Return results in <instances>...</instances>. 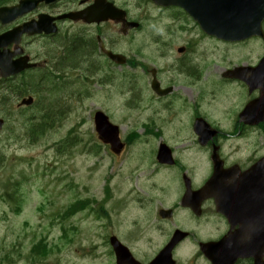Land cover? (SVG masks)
Wrapping results in <instances>:
<instances>
[{"label": "rangeland", "instance_id": "374dc122", "mask_svg": "<svg viewBox=\"0 0 264 264\" xmlns=\"http://www.w3.org/2000/svg\"><path fill=\"white\" fill-rule=\"evenodd\" d=\"M125 1L132 4L136 0ZM132 14L142 18V26L131 37L121 35L117 29L115 49L130 60L136 61L139 66L121 65L114 69L118 73H115V79L110 84L98 80V83L89 85L88 93L72 89V98L66 94L51 97L47 104L57 100L58 104H54L58 106L56 113L61 109L62 116L59 114L60 119L48 120L51 127L35 138L34 142L26 135L24 123L23 127L21 123L14 131L16 140L9 136L10 128L15 126L17 114H12L11 120H8L9 126L7 125V130L0 136V264H115V259L109 254L104 241L103 235L107 227L104 225L101 230L102 225L96 226L92 214L84 210L61 223V211L63 213L67 205L74 200L92 197V205H96L95 200H103L105 184L109 186L108 198L111 200L108 204L104 201V208L110 213L113 209L110 215L112 219L122 222L119 229L110 226V231L126 240L134 257L149 261L163 248L169 228L174 227V222L168 224L154 218L150 221L144 207L137 206L138 197L135 195L148 199L154 195L156 189L162 190L168 181L175 180L172 189L166 188L173 193L178 181L174 179V173L171 174L162 168L157 171L152 160L154 138L149 137L150 133L146 134L145 127L141 124L154 125L150 127L152 131H160L161 134L165 132L167 144L182 150L188 141L182 142L179 138H172L176 132L175 128L179 127L177 125L186 124L190 119L193 121L200 113L194 110L189 117L195 105L194 97L189 95H197L202 90L201 111L208 116L207 120L213 123V126L222 130L230 128L232 117H238L249 103L244 99L245 94L239 93L235 83L232 84L233 87L223 84L222 88L216 90L212 82L215 86L223 82L221 73L225 69L240 66L241 63L254 62L261 52L257 45L251 44L244 49L241 46L227 47L217 38L202 33L192 20L187 18V22H176L166 19V15L162 16L151 5L146 6L144 3L141 9H133ZM72 30L75 28L71 27L69 32ZM62 36L60 33L56 37V45L42 43L38 46L43 50L58 47ZM180 46L188 47L179 53L177 49ZM50 52L53 51L48 50V53ZM68 61L71 62L70 59ZM177 61H181L186 67ZM76 62L79 63L80 59ZM100 62L103 63L101 60ZM190 63L192 67L188 66ZM145 67L161 69V80L167 83L172 79L174 90L170 97H173L174 103L170 107L160 104V100L153 98L149 93L148 79L143 74ZM181 67L194 72L193 83L189 78H185L184 74L178 73ZM134 86L139 92L143 91V99H140L141 102L135 108L132 104L127 106L126 103L130 99L129 91ZM213 91L215 93H212ZM16 98V95H10L9 101L14 103ZM37 104L38 109L22 112L25 123L32 118L39 119V115L46 111L41 110L43 105ZM52 108L50 105V110ZM106 108L110 109V120L121 126V138L132 132V129L138 136L136 145L129 148L121 162L106 153L105 148L98 144L99 140L95 134L93 112ZM171 111L175 119L170 117ZM159 117L164 119L160 120ZM211 118H215L212 120L216 123L212 122ZM170 119L180 124L169 128L165 123ZM186 128L190 132V125ZM184 131L185 129L181 133ZM157 141L159 139H156V143ZM70 143L72 144L68 145ZM229 143L232 146H228V153L236 157L238 154L235 152L233 140ZM235 144L239 142L236 141ZM260 144L262 141L258 139L255 147ZM58 146L63 148L58 150ZM95 149L98 154L94 153ZM239 150L242 151L241 148ZM245 152L252 155L250 150L245 149ZM263 152L264 150H257L255 154ZM190 153L184 152L188 157ZM205 172L203 168L202 174ZM13 191L17 202L13 197H5ZM173 195L175 197V194ZM165 200L167 204L171 203L169 199ZM156 204L157 200H154L150 205L153 211ZM17 205L18 211L15 210ZM180 217L186 221L184 227H189L188 219L182 214L175 217L179 220V225H183V219ZM60 223L64 224L67 230H72L66 234L67 238L62 236ZM155 223L159 228L153 226ZM176 223L178 224V221ZM128 224L133 227V233L122 230ZM44 238L51 251L45 258L30 260L26 255L32 243ZM182 243L174 252L176 264H207L198 256L195 242L188 239ZM41 259L43 262L39 261Z\"/></svg>", "mask_w": 264, "mask_h": 264}, {"label": "flooded vegetation", "instance_id": "af4514ba", "mask_svg": "<svg viewBox=\"0 0 264 264\" xmlns=\"http://www.w3.org/2000/svg\"><path fill=\"white\" fill-rule=\"evenodd\" d=\"M19 0L13 2V0H4L0 7H11L13 4L17 3ZM95 1L99 0H52L48 2H38L35 7L31 8L28 12L24 13L22 16L14 17L12 20H9L5 23H0V34L5 33L7 31L13 30L15 27H19L26 22H34L39 20V17L47 22L48 19H52V23H55L57 30L55 33L45 34L44 32H37L33 35L25 34L20 37V41L18 44H14L13 40L7 44V49L11 52H14L16 49L21 50V54L27 55L30 58V61L35 63V66L31 70H27L28 72H33L32 82L33 86L38 87L36 89H40L41 98L48 99L49 97H61L62 94H66L70 98L73 96L72 89H76V92H89L88 84L90 83H98L103 82L105 84H110L115 79V71L114 69H118L119 67L110 60V58L105 55L103 50L101 49V44L105 50H110L112 52H116L115 45L116 42V32L120 30V34L124 36L131 37L132 32L135 29H131L126 31V34H123L124 28L122 23H116L114 20L108 19L104 22H93L89 23L87 20L79 18L77 20L69 19L67 17L59 16L68 14V13H77L81 14L84 11H87L91 8ZM107 2L113 3L116 7H120L126 11L125 17L128 21H136L139 23V29L141 27L142 18L134 16L132 14L133 9H141L143 3L147 6L151 5L152 8H155L159 14L162 16L166 15V19L169 18L172 21L176 22H187L189 19L197 26V24L193 21L192 17L186 15V13L180 7H162L158 5H153L151 0H136L132 4H128L125 0H104L105 5ZM57 17V18H56ZM188 18V19H187ZM165 19V20H166ZM38 27L44 28L43 25L38 24ZM71 27L75 28L69 32ZM65 29V31H63ZM118 29V30H117ZM262 30L263 37L253 36L246 40H241L239 42H221L225 46L230 47H238L241 46L242 49L247 48L251 44L257 45L260 48L261 52L259 53L257 59L248 64L241 63L242 73H244L245 79H236V78H225L223 74L221 75L222 81L217 85L222 88L223 84L227 86L233 87L232 84L238 85L239 93L243 92L245 94V101H249L248 104L256 100L264 101V66H260L257 71V79L254 82H250V79L253 77V70L258 68V65L262 63L264 59V20L262 22ZM63 34L60 39L61 43L58 47L48 48L43 50L41 46L38 44H46L50 43L51 45H56L57 39L56 37L59 34ZM78 41L80 44H89V48H87L82 57L79 58L80 62L76 61H68L66 58L68 57L65 52L69 49L72 44V41ZM188 46H185L187 49ZM41 52H39V50ZM48 50H52L53 52L48 53ZM19 57L17 54H13L12 59ZM100 60L103 62L101 63ZM126 63L132 67H137L136 61L130 60L128 58ZM177 63H182L181 61H177ZM183 64V63H182ZM183 67L186 66L183 64ZM192 67V66H190ZM238 67V66H235ZM233 67V68H235ZM180 68V67H179ZM76 71V72H74ZM186 72V73H183ZM26 73V71H25ZM163 71L161 69H154L150 67H145L143 69V74L148 79L147 89L153 98L160 100V104H165V107H170L174 103L173 97H170L172 91L174 90L173 81L170 80L169 83L161 80L160 74ZM178 73H182L185 75V78H189L191 83L194 82L193 76L194 72L191 69H179ZM83 80H87L86 83ZM19 81V74L16 76H11L8 78L0 77V97L2 100L0 101V117L6 119L11 115L14 108L13 104L10 103L9 97L13 96L14 84ZM248 81V82H247ZM79 82V83H78ZM156 82L160 88V91H168L170 89V93L167 95H161L160 93L154 92L153 83ZM249 83V85H248ZM80 84L83 86L80 87ZM43 86L47 87L45 90ZM252 87V88H251ZM143 91L140 92L136 89V87H132L130 99L128 100L127 106L132 104V107H138V104L141 102L140 99H143L142 95ZM189 97H194L195 105L193 106V110L189 113V117L194 112V110H198L200 113L197 114L195 119L192 121L188 120L189 124L177 125L179 127L175 128V134L172 138H179L182 142H187L185 148L177 150V148H173L168 145L167 136L165 132L161 134L159 131H152L154 125L144 124L146 134L150 133L149 137L151 139L154 138L155 144L153 145V153L152 160L158 169H165V171L170 172L171 174H175L174 179L178 181V186L174 188L173 193L169 190H166L168 187L172 189L175 183L168 181L166 186L163 187L162 190H157L154 192V195L149 196V199L142 198L138 196L136 201L137 206L144 207L145 212L147 213L148 219L159 220L164 223H172L173 228H169V234L166 237L165 241L169 240V238L173 235L175 230L182 229L184 231H188V236L185 239L178 241L176 248H179L186 240L191 239L195 242L198 256H200V244L207 242H217L226 236L229 232H234L236 228L239 227L238 224H233L229 221L228 217L224 214L221 215L217 212L215 206V198L210 196V198L202 199L198 193H202L201 190L208 184L209 178L215 173V170L218 171V181L227 189L234 188L237 182H240V179H244L247 176V170L252 167L256 160L264 157L263 154H255L257 150H264V119L258 121L255 125H253L252 117L256 115L259 111V108L254 111H250L245 118L243 116L238 115L235 119H231V127L228 129H220L213 126V123L209 122L208 116L203 114L202 109V90L197 95H189ZM170 98V100H168ZM50 100V99H48ZM53 100H56L53 98ZM202 100V102H199ZM57 101V100H56ZM178 103V101L176 102ZM16 104V103H15ZM58 104V102H57ZM16 106V105H15ZM17 111L21 114L22 107H15ZM183 108V107H182ZM180 108V109H182ZM5 109V110H4ZM108 110V109H106ZM185 113L186 111L182 109ZM109 111V110H108ZM63 111L58 109L57 116L59 114L62 116ZM174 114L171 111L170 117ZM188 117V118H189ZM160 120L164 118L159 117ZM173 118V117H172ZM187 118V119H188ZM201 118L202 120L209 122L212 129L211 132H204V136H207V140L205 142H201V135H198L195 132V121ZM175 119V118H173ZM215 118H211L210 120L214 123L216 121L212 120ZM167 120V119H166ZM4 121H6L4 119ZM165 124L171 128L174 124H180L178 122H173L172 119L168 120ZM188 125H190V132L187 131ZM184 126V127H183ZM185 129L183 133L181 131ZM138 136L134 137H125L123 140L122 151L119 155L111 154V150L109 144H103L102 146L105 148L108 155H112L115 159H121L125 156L130 150L129 148L133 145H136V140ZM171 138V139H172ZM156 139H159L156 143ZM260 139L262 144L255 147L256 142ZM233 140V145L235 148L236 157L231 156L228 152V146H232L229 141ZM239 142V144H235V142ZM253 142V144H252ZM160 143H166L171 149V158L167 159L164 162L158 159V154L160 151ZM243 147V148H242ZM246 147V148H245ZM249 147V148H247ZM254 147V149H252ZM242 149L240 151L239 149ZM244 149V150H243ZM246 150H250L251 156L245 152ZM239 150V151H238ZM184 152H191L190 156L184 154ZM234 153V152H232ZM121 162V161H119ZM215 165L218 166L215 169ZM205 169L206 172L202 174V169ZM215 169V170H214ZM251 173L249 172L248 175ZM264 180V176L262 177ZM152 189V188H151ZM188 189L189 195V206L183 207L181 205V200L183 198V194ZM216 186H213L210 189V192L216 194L215 192ZM225 190V189H224ZM133 190H131L132 192ZM175 194V197L174 195ZM137 197V196H136ZM155 197V198H154ZM174 197V200H173ZM198 197L200 200H198ZM165 199H169L171 201L170 204L166 203ZM157 200V204L155 205V210H152L151 203ZM256 209H258V203L256 200L252 202ZM135 204V203H134ZM151 208L147 210L146 208ZM169 210V213L164 212L161 213L162 209ZM168 216L164 217L162 215ZM184 215L188 219L187 229L184 227L186 221L183 219V226L179 225V220L175 219L176 216ZM176 220V221H175ZM178 221V224L176 223ZM155 228H159L158 224H154ZM202 255V254H201ZM264 259V255H263ZM253 258L248 257L244 259H237L234 264H253ZM207 264H210L207 262Z\"/></svg>", "mask_w": 264, "mask_h": 264}, {"label": "water", "instance_id": "95a60500", "mask_svg": "<svg viewBox=\"0 0 264 264\" xmlns=\"http://www.w3.org/2000/svg\"><path fill=\"white\" fill-rule=\"evenodd\" d=\"M37 1L42 0H21L18 5L13 8H2L0 9V19L8 11L14 13V17L22 15L24 12L29 11V8L35 6ZM153 3L165 6L174 5L181 6L185 11L192 15L193 18L198 22L199 26L207 34L216 36L225 41H239L245 38H250L252 35L262 36L261 34V22L264 18V0H152ZM72 16V15H71ZM68 16V17H71ZM77 18L76 15L72 16ZM107 17L115 19L116 21L124 20L123 12L109 8L107 11L99 13L98 17H93L89 21H101L107 20ZM4 20V19H2ZM136 25V24H132ZM34 24L25 23L15 31L8 32L7 35H17L18 33L34 32L31 30L34 28ZM31 30V31H30ZM52 32L55 29H51ZM182 51V48L178 49V52ZM17 52V51H16ZM107 55L112 60L121 64L125 61V57L122 54H112L107 52ZM11 54L0 53V73L2 76L13 75L23 71L27 67L33 66L29 64L28 58L17 59L12 61ZM260 66H264V59L259 64L258 68L253 70V77L250 82H255L257 79V71ZM242 68H236L233 71L226 73L227 76L231 75L234 77L245 79ZM248 82V81H247ZM248 83V85H249ZM252 88V87H251ZM33 101L31 96L21 100V105L30 104ZM263 100L254 101L251 105L246 106L241 116L245 118L247 114L259 108V111L254 117L253 122L260 120L264 117V106ZM94 124L99 139L109 142L111 149H119L121 147L120 139L118 138L119 127L110 123L108 117L101 111L94 114ZM2 121L0 120V127ZM195 132L201 135V142L207 140V136H204V132H211L209 127L200 119L195 121ZM212 133V132H211ZM159 154L160 160L168 158V152L162 145ZM215 165V169H216ZM249 172L251 173L250 175ZM264 173V159L259 160L255 166L252 167L251 171L247 172L245 178L240 179L234 188L227 189L218 181V171H215L213 176L209 179V182L205 188L201 190V198L215 196L218 211L223 212L225 208H231L234 213V217L241 218L240 225L242 229H246L247 224L249 225V231L251 232V238L248 241L241 236L239 231L235 234H229L225 236L219 242L206 243L201 245V250L211 264H233L238 257L246 258L253 256L255 258V264H259L260 258L258 250L260 247L264 248V180L262 179ZM216 186V194L210 192L211 187ZM225 189V190H224ZM187 192L183 199V206L189 204L187 200ZM256 198L258 201V209L252 210L251 201ZM249 206L245 209V205ZM249 219V221H247ZM244 227V228H243ZM186 236L185 233L177 231L168 244L162 249L152 261L146 264H175L172 259L171 251L176 245V242ZM247 241V242H246ZM111 246L115 252V258H117V264H143L135 260L128 248L122 245L117 238H111ZM262 245V246H261ZM260 251V250H259ZM257 255V256H256Z\"/></svg>", "mask_w": 264, "mask_h": 264}, {"label": "trees", "instance_id": "16d2710c", "mask_svg": "<svg viewBox=\"0 0 264 264\" xmlns=\"http://www.w3.org/2000/svg\"><path fill=\"white\" fill-rule=\"evenodd\" d=\"M3 1L4 0H0V3ZM87 48H89V44H86V43L80 44L77 40L72 41L71 46L69 47L68 50H66L65 54L68 56L67 57L68 60L70 59L71 61H76L77 59L82 57L84 51ZM40 87H42V86H40ZM43 88L45 90L47 89L46 86L45 87L43 86ZM26 92L33 93L34 88L30 89V91H28L27 88H23L20 90V94L26 93ZM39 92H40V89H39ZM49 99H51V97ZM47 102H48V100H47ZM47 102L45 104L46 105L45 108L49 111V114L51 113V115H50L51 118L55 117L57 115L56 109L58 106H55L57 104V101L56 102L51 101L50 105L53 106V108L51 110H50V105H48ZM51 118H48L47 114H42V115H39V119L32 118L27 123H25V121L23 122L25 125V129L27 130L26 135L30 137L31 142H34L35 138L40 136V134L43 135L48 130V128L51 127V125H49V123H48V120H51ZM92 201H93L92 198L91 199L86 198L85 200L76 201L75 203H73L69 206V212L79 211V209H83V208L84 209L90 208ZM50 251H51V248L47 245L45 238L40 239L39 241L33 243V247L31 248V252H32V254H34V258H42V257L45 258V256H47Z\"/></svg>", "mask_w": 264, "mask_h": 264}, {"label": "bare ground", "instance_id": "6f19581e", "mask_svg": "<svg viewBox=\"0 0 264 264\" xmlns=\"http://www.w3.org/2000/svg\"><path fill=\"white\" fill-rule=\"evenodd\" d=\"M83 82L86 83L87 80H83ZM81 86H83V85L80 84V87H81ZM35 87H36V86H35ZM35 87H33V88H34V91H35L37 94L41 95V93L39 92V89H36V88H38V87H40V86H38V87H36V88H35ZM50 100H51V99H50ZM50 100H48V102H49ZM48 102H47V103H48ZM45 110H46V112L49 114V111H48L46 108H45ZM55 117H56V118H55ZM55 117H52V118H51V117H50V114H49V116H48V118H51L52 120L59 119V117H58L57 115H56Z\"/></svg>", "mask_w": 264, "mask_h": 264}]
</instances>
